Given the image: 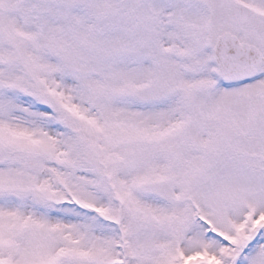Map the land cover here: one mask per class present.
Instances as JSON below:
<instances>
[{"label":"snow or ice","instance_id":"snow-or-ice-1","mask_svg":"<svg viewBox=\"0 0 264 264\" xmlns=\"http://www.w3.org/2000/svg\"><path fill=\"white\" fill-rule=\"evenodd\" d=\"M0 264H264V0H0Z\"/></svg>","mask_w":264,"mask_h":264}]
</instances>
